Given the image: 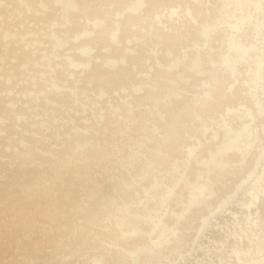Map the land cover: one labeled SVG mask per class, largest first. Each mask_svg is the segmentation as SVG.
<instances>
[{"label": "bare ground", "instance_id": "obj_1", "mask_svg": "<svg viewBox=\"0 0 264 264\" xmlns=\"http://www.w3.org/2000/svg\"><path fill=\"white\" fill-rule=\"evenodd\" d=\"M0 264H264V0H0Z\"/></svg>", "mask_w": 264, "mask_h": 264}]
</instances>
